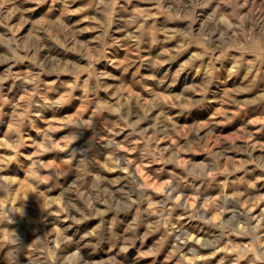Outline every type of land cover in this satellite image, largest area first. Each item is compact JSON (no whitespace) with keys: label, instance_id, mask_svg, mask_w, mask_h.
<instances>
[{"label":"clouds","instance_id":"obj_1","mask_svg":"<svg viewBox=\"0 0 264 264\" xmlns=\"http://www.w3.org/2000/svg\"><path fill=\"white\" fill-rule=\"evenodd\" d=\"M0 264H264V0H0Z\"/></svg>","mask_w":264,"mask_h":264},{"label":"rangeland","instance_id":"obj_2","mask_svg":"<svg viewBox=\"0 0 264 264\" xmlns=\"http://www.w3.org/2000/svg\"><path fill=\"white\" fill-rule=\"evenodd\" d=\"M81 26L83 27L84 25H81ZM89 35H92V34H89ZM248 95H250V94H248ZM200 115L203 116L202 113H201ZM242 117H243V114H242ZM239 123H240V119H238L237 121L233 122V124L226 126V127L223 129V131H224V132L233 131V130H235V127H236Z\"/></svg>","mask_w":264,"mask_h":264}]
</instances>
